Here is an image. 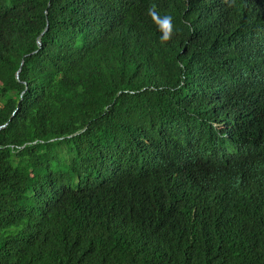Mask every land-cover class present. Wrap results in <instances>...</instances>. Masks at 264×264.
<instances>
[{"label":"trees","instance_id":"obj_1","mask_svg":"<svg viewBox=\"0 0 264 264\" xmlns=\"http://www.w3.org/2000/svg\"><path fill=\"white\" fill-rule=\"evenodd\" d=\"M0 264H264V0H0Z\"/></svg>","mask_w":264,"mask_h":264},{"label":"water","instance_id":"obj_2","mask_svg":"<svg viewBox=\"0 0 264 264\" xmlns=\"http://www.w3.org/2000/svg\"><path fill=\"white\" fill-rule=\"evenodd\" d=\"M39 43H41V41L39 40Z\"/></svg>","mask_w":264,"mask_h":264}]
</instances>
